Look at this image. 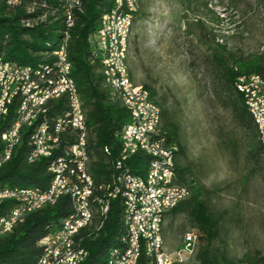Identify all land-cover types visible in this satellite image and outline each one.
Returning a JSON list of instances; mask_svg holds the SVG:
<instances>
[{
    "label": "trees",
    "instance_id": "16d2710c",
    "mask_svg": "<svg viewBox=\"0 0 264 264\" xmlns=\"http://www.w3.org/2000/svg\"><path fill=\"white\" fill-rule=\"evenodd\" d=\"M203 1L187 0L188 8L197 4L207 8ZM113 3L114 0H81L80 8L72 12L73 25L69 28L66 23V0H20L17 5L11 4L9 0H0V56L5 60L31 67L52 65V52L61 45L66 33L69 35L67 50L72 65L71 77L86 114L88 173L95 184L93 219L76 237L78 248L88 253L81 264H107L110 253L123 248L126 238L121 199L111 201L104 215L102 206L96 203L104 197L99 187L109 185L117 172L114 163L119 154V134L129 120V114L120 100L104 86L100 64L93 54L94 33L102 16L114 7ZM213 64L216 74L213 97L220 108L230 113L233 122L246 137L245 159L250 166L248 177L259 176L264 180V147L245 107L243 95L235 87L236 80L242 76L264 77V55L232 57L231 62L227 63L224 54L220 53L214 56ZM145 89L154 98V92ZM153 100L161 108L155 98ZM62 105L61 102L53 103L50 115L59 112ZM160 110L162 122L164 111L162 108ZM161 126L168 145L177 149L174 159L177 182L186 186L185 171L180 161L185 152L177 140L176 127L169 121ZM4 128L0 124V133ZM27 139V133L24 132L23 141L15 149L11 160L0 168V189L30 188L44 191L49 187L52 180L48 171L50 159L29 163L27 153L30 146ZM104 148L108 149V154ZM147 162L146 156H134L129 161L131 173L143 175ZM14 205L11 201L4 202L0 206V218L7 216ZM71 212V200L63 196L55 204L27 214L11 233L0 234V264H36L42 254L40 241L57 230ZM170 213H187L195 227L208 238L214 237L213 224L197 191H193L191 198L180 203ZM196 260L198 264H264V255L245 254L242 259L229 260L217 250L205 246L197 252ZM147 261L142 253L138 264H147Z\"/></svg>",
    "mask_w": 264,
    "mask_h": 264
},
{
    "label": "rangeland",
    "instance_id": "374dc122",
    "mask_svg": "<svg viewBox=\"0 0 264 264\" xmlns=\"http://www.w3.org/2000/svg\"><path fill=\"white\" fill-rule=\"evenodd\" d=\"M203 2L207 8H188L187 0H147L127 53L133 82L154 92L164 111L161 125H175L189 198L199 193L213 224L210 239L187 213L165 214L161 237L173 264H198L197 252L205 246L229 260L264 255V180L248 177L245 134L213 97L215 55L223 53L227 63L264 55V0ZM190 230L200 240L184 259L176 253Z\"/></svg>",
    "mask_w": 264,
    "mask_h": 264
},
{
    "label": "bare ground",
    "instance_id": "6f19581e",
    "mask_svg": "<svg viewBox=\"0 0 264 264\" xmlns=\"http://www.w3.org/2000/svg\"><path fill=\"white\" fill-rule=\"evenodd\" d=\"M19 1L9 0L13 5H17ZM146 2L147 0H114V7H112L110 12L102 16L95 31V33H98L101 43L92 42L93 54L100 64L104 86L111 91L112 95L117 96L129 114V120L120 132L123 133V137L119 140V154L115 163H124V157L132 159L136 155H143L148 158L144 170L145 173L143 175L134 174V179L131 181V189L129 182L132 173L129 164L124 166V170L115 171L116 174L109 185L99 187V190H103L104 197L103 199H98L96 203L102 206V215L106 214L109 210L111 201L120 198L123 206L122 222L126 229L123 248L111 250L112 252L107 264H121L123 259V264H138L140 248L132 246L131 231L133 228V215L142 211L143 207L146 227H139V236L146 238L143 253L148 259L147 264H173L164 250L158 212L164 218L165 214L171 211V205L167 202L166 197L170 195L169 172H171L172 167H175L176 150L173 146L168 145L167 142H161L160 131H162V126L161 124H154V122L161 123V110L147 91L135 85L127 64L132 26L141 7ZM72 4H74V8L70 10L69 23L68 8ZM80 6L81 0H66V23L69 28L73 25L72 12L79 9ZM131 10H133L131 18H128L126 16L127 12H131ZM68 39L69 35L66 33L61 45L52 52V65L31 67L7 61L3 56H0V59L5 60L6 66L31 72L29 74V82L37 83L42 78H47L49 71L50 75H57L59 60L56 56L59 55L61 58L60 79L61 82L66 83L69 87V90L52 92L43 97V91H50L52 90V85H56V76H49L48 83L43 84V87L33 86L26 93L24 101L10 104L9 109L5 111V118L0 122V124L5 126L0 133V168L11 160L15 149L23 141L22 136L24 132L27 133V140L30 146L27 160L31 164L35 159V147L32 145L31 140L44 142V148H60V152L49 153L42 158V160L50 159L48 171L52 175V180L47 190L3 188L0 189V192H34L37 195L49 196L55 189H61V192H57L51 197V201L40 199L36 204L17 211V219L22 220L14 221L6 231L0 232L1 235L11 233L14 227L21 223L27 214L38 211L47 205L55 204L60 197L73 193V190L76 191V195H83L85 193V183L88 185L87 197H82V207H86V220L78 222L70 230V244L61 245L60 252L49 256L46 264H64L66 254H70L68 264H81L86 259L88 253L78 248L76 237L82 228L91 223L94 215L92 211V197L95 184L88 173L89 155L87 151L86 114L77 86L71 77L72 65L67 50ZM237 80H241L240 88H248L250 81L253 80V86L259 87L260 93H264V77L262 76H242ZM235 87L243 95L245 107L256 126L260 143L264 147L263 112L256 111L251 104V102L257 101V93H249L245 96L244 91L238 89L237 83H235ZM16 89L17 81L6 83V89L5 83H0V109L8 108V101H3V96L13 97L16 94ZM71 95L73 96L74 107H76V113H74V119H72L74 130L63 128V122L68 120L69 114L72 111ZM60 102L63 105L55 115L43 113V111L51 110L53 103L57 104ZM42 113L43 122H36ZM17 120L22 121L18 125L14 141H10V136L17 125ZM126 128L132 131L133 144H131L130 130H126ZM75 130L79 131V150L81 154L79 174H81L82 178H71V171L68 168L70 165L71 167L77 166L79 160V151L75 149ZM45 132H56V135L55 137H46ZM124 144L131 145L124 149ZM7 149L8 155H5ZM104 152L106 154L109 153L107 148H104ZM154 157H164V161L155 163L153 161ZM53 170H56V173ZM67 179H69V184H64V180ZM114 188H117V190ZM147 188L150 189L149 193H147ZM68 197L72 203L70 218H78L81 212L80 200L76 196ZM2 204V198H0V206ZM60 227L69 228V216L61 222ZM55 231H58V229ZM44 240L45 238L40 243ZM45 256L46 249L42 247V254L36 264H41Z\"/></svg>",
    "mask_w": 264,
    "mask_h": 264
},
{
    "label": "built area",
    "instance_id": "2783aa9c",
    "mask_svg": "<svg viewBox=\"0 0 264 264\" xmlns=\"http://www.w3.org/2000/svg\"><path fill=\"white\" fill-rule=\"evenodd\" d=\"M11 1H17V0H11ZM74 8V4L70 5L69 10V23H70V10ZM131 12H127L128 18H131ZM92 42H100V37H98V33H94L93 41ZM59 60V68H57V75H50V71L48 73L47 78H42L37 83H30L29 82V74L31 72L24 71V70H17V68H13L11 66H6V62L4 59H0V83H5V89H6V83L9 81H17V89L16 94L13 97H4L3 101H8V108L7 109H0V122L5 118V111H7L10 107V104H15V102H22L25 99L26 93L29 92V90L33 86H42L45 83H48L49 76H56V85H52V90L50 91H43V97L47 96L48 94L56 91H62V90H69V87L66 83L61 82L60 79V67H61V58L59 55L56 56ZM240 81L236 80L238 89H242L244 91L245 96L249 93H257V101L251 102L252 106L255 108L256 111L263 112V119H264V93H260L259 87L253 86V80L250 81L248 88H240ZM72 98V111L69 114L68 120H65L63 122V128H70L74 130V127L72 126V119H74V113H76V107H74V101L73 96ZM43 113H51V110L49 111H43ZM43 113L40 115V117L36 120V122H43ZM26 118V117H24ZM22 120H17V125L14 127V130L12 131V134L10 136V141H14V136L16 133V130L18 129V125L21 124ZM154 124H161V123H155ZM60 129V128H59ZM126 130H130L131 135V144H133L132 141V131L129 128H126ZM76 131V142H75V149L79 151V160L78 165L73 167H68L71 171V178L73 177H80L82 178L81 174H79V167L80 165V150H79V131ZM46 137H55L56 132H45ZM161 135V142H167V139L165 135L163 134V131H160ZM121 137H123V133L119 134V140H121ZM32 145L35 147V159L33 160V163L42 160L44 156H47L49 153L54 152H60L59 149H48L44 148V142H36V140H31ZM131 144H124V149L127 146H130ZM5 155H8V149L5 153ZM5 160V159H4ZM130 157H124V163H115V170H124V166L129 164ZM155 163H159V161H164V157H154L153 160ZM54 173H56V170H53ZM170 174V195L166 197L167 202L171 205V210L176 208L180 203L187 200L190 195L191 191L188 187L180 185L177 182V176H176V170L175 167H172ZM134 179V174L130 175V182L129 186L131 189V181ZM64 184H69V179L64 180ZM117 190V188H114ZM61 192V189H55V191H52V193L49 194V196H42L37 195L34 192H21V193H7V192H0V198H2V203L6 201L14 202V208L11 210V212L3 217L0 218V232L6 231L9 225H12V223L16 220H22L17 219V211L26 208L27 206H31L36 204L40 201V199H48L51 201V197L57 193ZM150 192V189L147 188V193ZM88 193V185L85 183V193L83 195H76V191L73 190V193L66 194V196H76L80 200L81 204V212L80 216L78 218H70L69 215V228H62L59 227L58 231H54L51 234H49L44 241L39 243L40 247H43L46 249V256L41 264H46L49 256H53L56 252H60V246L61 245H69V232L72 230L78 222L82 220H86V207H82V197H87ZM116 200V199H114ZM145 204H146V198H145ZM159 222H160V228H162L163 223V216L159 214ZM139 227H146V219H144V207L142 208V211L139 213H136L133 215V228L131 231V238H132V246H137L140 248V255L143 253V246H145L146 238H141L139 236ZM200 240V236L197 232L190 230L183 234L182 236V246L179 250L177 256H183L184 259H188L196 246L198 245ZM70 254H66V261L64 264H68ZM124 259L121 261V264H123ZM166 261V257H165Z\"/></svg>",
    "mask_w": 264,
    "mask_h": 264
},
{
    "label": "crops",
    "instance_id": "0c3cea01",
    "mask_svg": "<svg viewBox=\"0 0 264 264\" xmlns=\"http://www.w3.org/2000/svg\"><path fill=\"white\" fill-rule=\"evenodd\" d=\"M164 219V218H163ZM163 224V223H162ZM162 240H163V238H162Z\"/></svg>",
    "mask_w": 264,
    "mask_h": 264
}]
</instances>
